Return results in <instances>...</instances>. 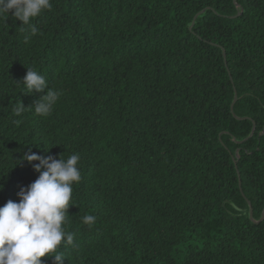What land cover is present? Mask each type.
Instances as JSON below:
<instances>
[{
  "label": "trees",
  "instance_id": "trees-1",
  "mask_svg": "<svg viewBox=\"0 0 264 264\" xmlns=\"http://www.w3.org/2000/svg\"><path fill=\"white\" fill-rule=\"evenodd\" d=\"M51 4L28 42L0 17V207L39 176L23 153L78 154L63 264H264V0ZM27 68L46 117L13 114L45 94Z\"/></svg>",
  "mask_w": 264,
  "mask_h": 264
},
{
  "label": "clouds",
  "instance_id": "clouds-1",
  "mask_svg": "<svg viewBox=\"0 0 264 264\" xmlns=\"http://www.w3.org/2000/svg\"><path fill=\"white\" fill-rule=\"evenodd\" d=\"M51 7V0H0V17L11 15L21 21V29L27 33L24 39L28 42L38 33L32 20ZM25 25L28 29H24ZM21 83L25 94H45L32 107H25L22 101L14 104L13 114L21 116L27 109H34L36 115L48 116L61 91L50 88L45 77L32 68H27ZM17 161V165L27 162L39 176L28 187L20 188L18 202L9 200L0 207V264H42L44 257L63 264L65 257L61 246L72 245L75 238L65 225L68 210L73 206V185L81 180L80 156L44 158L29 149ZM0 191H3L2 184ZM82 219L89 226L96 222L94 215H85Z\"/></svg>",
  "mask_w": 264,
  "mask_h": 264
},
{
  "label": "water",
  "instance_id": "water-1",
  "mask_svg": "<svg viewBox=\"0 0 264 264\" xmlns=\"http://www.w3.org/2000/svg\"><path fill=\"white\" fill-rule=\"evenodd\" d=\"M206 12H207V10L203 11L202 13L198 14V15L195 17V20H194L193 26L195 25V23H196L197 19L199 18V16L205 14ZM242 12H243V11H241V13H240L239 15H241ZM239 15H238V16H239ZM193 26H192V28H193ZM225 57H226V56H225ZM237 101H238V97H237V93H236V99H235V102H234L233 105H232V110H234V107H235V104H236ZM255 132H256V125H254V131H253L252 135L249 137V139H251V138L254 136ZM249 139H248V140H249ZM238 175H239V179H240V188H241V191H242V193H243V190H242V183H241V175H240L239 172H238ZM243 195H244V194H243ZM250 207H251V216H250V219H251L252 221H254L253 210H252V206H251V204H250ZM263 220H264V213H263V217H262V219H261L259 222H262Z\"/></svg>",
  "mask_w": 264,
  "mask_h": 264
}]
</instances>
